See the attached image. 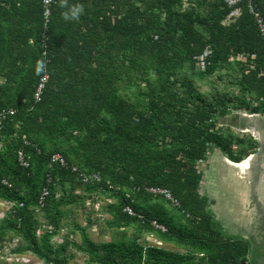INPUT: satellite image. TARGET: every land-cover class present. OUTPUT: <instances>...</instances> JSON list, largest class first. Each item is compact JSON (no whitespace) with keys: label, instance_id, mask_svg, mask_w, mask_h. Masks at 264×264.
I'll use <instances>...</instances> for the list:
<instances>
[{"label":"trees","instance_id":"obj_1","mask_svg":"<svg viewBox=\"0 0 264 264\" xmlns=\"http://www.w3.org/2000/svg\"><path fill=\"white\" fill-rule=\"evenodd\" d=\"M61 3L51 7L45 50L43 0H0V111L15 110L0 121V201L11 204L0 243L18 238L15 253L68 264V244H51L67 216L62 207L104 195L114 201L106 208L107 228L122 241L93 242L76 225L83 237L74 247L88 255L86 264H244L250 244L219 227L200 193L199 165L212 148L230 149L217 131L227 108L264 110V42L249 10L251 3L264 19V0L241 2L235 20L225 0H66L84 6L75 21L64 20ZM206 49L212 55L201 71L196 57ZM184 70L201 80L232 75L227 87L234 91L208 100L195 82L179 80ZM56 153L67 168L51 164ZM79 173L100 181L84 183ZM67 183L84 195L58 199L57 185ZM149 188L169 190L179 206ZM131 228L134 239L124 241ZM145 234L182 251L145 246L139 242Z\"/></svg>","mask_w":264,"mask_h":264},{"label":"crops","instance_id":"obj_2","mask_svg":"<svg viewBox=\"0 0 264 264\" xmlns=\"http://www.w3.org/2000/svg\"><path fill=\"white\" fill-rule=\"evenodd\" d=\"M224 114L217 131L230 149L212 148L203 163L200 193L215 191L206 199L219 227L229 238L250 244L244 264H264V110L227 108Z\"/></svg>","mask_w":264,"mask_h":264},{"label":"rangeland","instance_id":"obj_3","mask_svg":"<svg viewBox=\"0 0 264 264\" xmlns=\"http://www.w3.org/2000/svg\"><path fill=\"white\" fill-rule=\"evenodd\" d=\"M186 8L189 7L188 3L185 4ZM223 75V74H222ZM220 75L215 74L212 77L201 80L197 77V72L192 71H181L179 80L185 82H195V87L203 94L208 100L213 102L215 97L220 99V94L226 92L230 95L234 90L231 87H227L230 83V78L232 75H226L223 82L220 80ZM181 84V83H180ZM204 163V162H203ZM200 162L199 169L205 166ZM200 192L202 190L200 188ZM84 195L83 189L80 188L78 184L70 185L67 183L64 187L57 185V198L58 199H68L71 196ZM215 197V191L208 190L205 194L208 196ZM203 196V195H202ZM94 200V202H93ZM114 202L110 198H105L104 195H93L92 199H87L85 204H69L63 206L62 210L67 213L63 221V229L60 231V234L56 235L51 239V244L55 249H58L62 244H68L67 251L65 255L69 258L68 264H86L88 260V255L83 251L75 249L74 244L81 246L82 244V232L80 229H76V225L84 227L89 238L96 243L110 242L114 239H119L122 241V235L115 230L107 228L106 221L110 219V215H107L106 208L111 203ZM11 204L0 201V220L3 219L6 215V212L10 209ZM213 211L216 213V206L212 207ZM35 214L39 222L45 224V217L41 210L36 209ZM1 222V221H0ZM73 230L76 232L74 233ZM42 232L39 231V235ZM134 229H129L126 236L127 238L124 241L129 242L134 239ZM145 234L142 236L139 241L141 244L146 245H155L168 250L180 251L175 246L164 244H157L154 240L156 238L153 235L148 236ZM158 241V240H157ZM159 242V241H158ZM4 243H0V246H3ZM21 245V241L18 238L13 239L11 242L4 244L3 248H0V264H43L38 258L33 254H17L13 250ZM23 258V259H21Z\"/></svg>","mask_w":264,"mask_h":264},{"label":"built area","instance_id":"obj_4","mask_svg":"<svg viewBox=\"0 0 264 264\" xmlns=\"http://www.w3.org/2000/svg\"><path fill=\"white\" fill-rule=\"evenodd\" d=\"M243 1H247V0H225L226 4L230 8H233V10H232V12H231V14L229 16V20H235V19H237L240 16L241 12H240V9L238 8V5L241 2H243ZM54 4H56V0H43V7H44L43 17H44L45 30H44L43 35H42V40H43V47H44L45 50L48 47V43H47V41H48L47 29L49 27L50 19H51V16H52L51 7ZM249 10L254 15V17L256 19L258 31L260 33V36L262 37L263 42H264V19L261 16V14L254 9V7H253V5L251 3L249 4ZM211 55H212V50L211 49H206L203 54H201V55L196 57L197 65H198V67H199V69L201 71L206 70V68H207V66L209 64V59H210ZM238 58L243 60V61H246V58L243 57V56H238ZM44 66H46V64H44ZM48 79H49V76L47 74L44 75L40 79L38 87H37V90H36V93H35V99L36 100H39L41 98V96H42V94H43V92L45 90L46 83H47ZM14 114H15V110H13V109L0 111V121H3L9 115H14ZM19 162L24 167H28L29 166V162L25 158V155L22 152H20V154H19ZM51 164L52 165H59L61 167H66V168L69 166L67 161H66V159L61 154H58V153L53 154L51 156ZM72 170L74 172H78V169L76 167H73ZM79 177L82 179V181L84 183H89L92 180L100 181V178H99L98 175H94L92 177H88L85 174L79 173ZM48 182H51V181L49 180ZM148 191L151 192L154 195H164L168 200L173 202L174 205L179 206V203L174 199V197L172 196L171 192L169 190H167V189L149 188ZM49 194H50L49 187L48 186L44 187L42 192H41V194H40V197H39V204H40L41 207H44L45 200L49 196ZM22 206H23V204H22ZM125 211L131 216H135V217H138V219H140V220H144V216L142 214H137L136 212H134L131 207H126ZM152 225L155 228L161 229L162 231H166V228L164 226H162V225H159L156 221H153ZM48 229H52V228L48 227ZM150 235L151 234H148V236H150ZM154 241L157 244H161L157 240H154ZM21 259H23V258H21Z\"/></svg>","mask_w":264,"mask_h":264},{"label":"clouds","instance_id":"obj_5","mask_svg":"<svg viewBox=\"0 0 264 264\" xmlns=\"http://www.w3.org/2000/svg\"><path fill=\"white\" fill-rule=\"evenodd\" d=\"M61 6L67 9L62 13L65 21L79 20L80 16L84 12V6L82 3L68 6L66 0H62ZM40 69H43V64L40 65Z\"/></svg>","mask_w":264,"mask_h":264}]
</instances>
